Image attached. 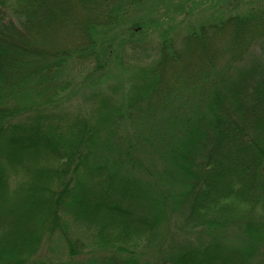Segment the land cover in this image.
<instances>
[{
    "label": "trees",
    "instance_id": "1",
    "mask_svg": "<svg viewBox=\"0 0 264 264\" xmlns=\"http://www.w3.org/2000/svg\"><path fill=\"white\" fill-rule=\"evenodd\" d=\"M138 2L0 0V264H44V238L70 258L89 248L85 264H148L138 251L173 225L198 239L159 264H264V1L199 25L182 51L163 39L125 92L102 88L107 33ZM79 16L75 44L46 43ZM131 37L122 64L147 52ZM92 60L85 108L68 111Z\"/></svg>",
    "mask_w": 264,
    "mask_h": 264
},
{
    "label": "rangeland",
    "instance_id": "2",
    "mask_svg": "<svg viewBox=\"0 0 264 264\" xmlns=\"http://www.w3.org/2000/svg\"><path fill=\"white\" fill-rule=\"evenodd\" d=\"M137 1V0H136ZM138 4H132L126 9L124 17L119 24L111 28L107 33L109 39L113 38V52L111 59L107 63L109 77L105 78L106 85L101 86L105 88L111 84L120 83L124 92L128 87V79L126 78L130 73L142 67L148 66L153 61L154 56L159 49L156 48L161 45L163 39L172 41L173 46L182 51V41L184 37L194 31L199 25H206L219 21L218 19L225 18L229 15L243 14L250 7H257L264 0H138ZM8 5V4H7ZM111 5V4H110ZM110 8V7H109ZM78 17V15H76ZM75 17V18H76ZM81 16L74 27H66L61 30L58 27L59 23L56 20L55 24H49L47 32L49 34L47 42H51L54 46L58 41V37H65L66 43L73 45L71 40L67 37L74 36L78 33V24L81 21ZM68 19L62 18V22H67ZM52 21V20H51ZM67 26L68 23L66 24ZM138 26V27H136ZM133 29L137 32L134 35ZM139 29V30H138ZM50 32V33H49ZM72 34V35H71ZM133 35V36H132ZM132 36V37H131ZM132 38V45L135 47V55H143L145 49V57L140 62H129L122 59L130 52L129 45L125 41ZM47 38V37H46ZM227 37L221 34L215 38V41L210 42L212 49L215 50L219 44L226 42ZM134 43V44H133ZM208 51V49L206 50ZM207 55V54H206ZM157 56V55H156ZM151 61H147L150 60ZM95 60L88 64H82L77 68L73 74L75 83L69 89L63 100V106L68 111H75L85 108L84 96L90 91L89 75L94 70ZM84 65V66H83ZM118 81V82H117ZM124 100V98L122 97ZM127 126V125H126ZM130 135L140 136L139 139L149 137V133H135L132 126L124 127L122 130ZM134 136V137H135ZM142 141V140H141ZM148 148L145 143L143 150ZM149 158V156H148ZM151 168L158 173L160 162L155 160L154 155L151 157ZM149 158V159H150ZM150 173L152 171L150 170ZM180 226L173 225L167 232H161L158 237L155 236L147 241L142 247L144 249L138 251V257L148 264H159L172 250L178 249L179 245L191 243L198 239L196 235H187L186 230L179 228ZM177 230L184 232L181 236ZM193 236V237H192ZM43 239L38 254L31 260V262H38L39 260L44 264H85L87 260L93 256V251L89 248L86 250H79L80 253L76 258H70L67 252L58 249L57 245L52 239L51 241ZM91 255V257H90Z\"/></svg>",
    "mask_w": 264,
    "mask_h": 264
}]
</instances>
